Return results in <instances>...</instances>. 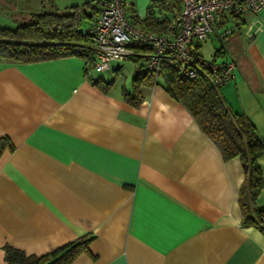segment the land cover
<instances>
[{"label": "crops", "instance_id": "crops-1", "mask_svg": "<svg viewBox=\"0 0 264 264\" xmlns=\"http://www.w3.org/2000/svg\"><path fill=\"white\" fill-rule=\"evenodd\" d=\"M2 1L0 27L8 29L34 13L95 4L49 0L19 22ZM241 21L229 56L234 77L219 93L264 139V11ZM131 62L127 85H118L122 62L96 75L116 77L107 93L77 58L0 62V138L13 147L0 157V264L6 246L42 256L87 234L89 252L71 264H264V234L242 222L239 158L224 161L161 85L144 79L143 102L126 103L122 91L143 70ZM258 164L264 175V157ZM256 206L264 209V187Z\"/></svg>", "mask_w": 264, "mask_h": 264}, {"label": "trees", "instance_id": "trees-1", "mask_svg": "<svg viewBox=\"0 0 264 264\" xmlns=\"http://www.w3.org/2000/svg\"><path fill=\"white\" fill-rule=\"evenodd\" d=\"M85 5L90 9L89 12L81 6L71 7L67 13L42 11L32 14L27 21L19 23L14 29L0 27V62L34 64L77 58L85 62L86 79L107 93L115 84L116 77L107 83L99 78L89 77L95 59L83 25H89L100 9L96 4L89 2ZM181 7V0H152L144 18H139L135 11H132L130 17L127 13V19L141 31L159 34L165 30L173 16L180 12ZM154 9L164 15L155 16ZM244 24L240 17L237 30ZM135 53L130 61H142L149 49L137 47ZM218 57L226 58L223 47L215 51L213 59ZM144 79L150 80L153 86L161 85L172 99L189 112L202 133L218 148L224 161L239 158L245 175L238 194L242 222L244 226L254 227L264 234V227L260 226L264 209L256 206L257 197L264 187V175L258 164V160L264 157V139L259 137L255 126L244 115L230 111L219 91L205 78L194 81L183 79L166 65L162 67L156 82L155 77L143 69L133 78L131 92L122 91L123 100L133 107H138L143 102L140 88ZM12 150L9 139L0 138V157L4 152ZM93 240L94 237L87 234L42 256H28L20 250L6 246L4 262L71 264L81 253L89 252V245Z\"/></svg>", "mask_w": 264, "mask_h": 264}, {"label": "built area", "instance_id": "built-area-1", "mask_svg": "<svg viewBox=\"0 0 264 264\" xmlns=\"http://www.w3.org/2000/svg\"><path fill=\"white\" fill-rule=\"evenodd\" d=\"M182 7L159 34L132 26L128 19V0H95L100 12L84 29L94 55L90 78L109 70L111 62L134 57L135 48L146 47L143 69L155 77L164 65L183 79L205 78L220 89L234 77L236 62L232 58L205 59L201 42L215 35L225 39L237 31L238 19L244 14L258 16L264 11V0H181ZM264 227V218L260 223Z\"/></svg>", "mask_w": 264, "mask_h": 264}, {"label": "rangeland", "instance_id": "rangeland-1", "mask_svg": "<svg viewBox=\"0 0 264 264\" xmlns=\"http://www.w3.org/2000/svg\"><path fill=\"white\" fill-rule=\"evenodd\" d=\"M70 1L71 0H58L56 1V3L60 6H66L67 4H71L72 1L71 2ZM151 1L152 0H128V3H130V5H133L135 9V13L138 12L144 15L146 13L147 8L150 7ZM2 2H3L4 7L10 8L14 6V9H15L14 15L17 16L16 17L17 19L19 18L18 20L20 22L23 20L24 17L27 16L28 18V15H29L28 12L30 11H37L41 9V7L47 10V6H48L47 3H49V0H21V1L20 0H3ZM154 13H155V16H158V17H161L164 15L158 9H154ZM233 35L225 39H222V40H219L215 35L210 36L207 40L201 42V46L199 48L201 55L205 59H209V60L213 59L215 51L223 47V49L227 51L226 58H229L233 50L237 49L236 44L234 43L236 34H233ZM217 60L221 61L223 60V57H218ZM132 63L133 62H131L130 60L124 61V63L122 62L123 72H122L120 80L118 79L119 80L118 85L125 83V82H126V85L130 83V79H131L130 75L133 70ZM143 64H144V61L142 60L141 61L142 68H143ZM113 66H116V64H113ZM111 76H112L111 73H105L103 75V77L107 79L110 78Z\"/></svg>", "mask_w": 264, "mask_h": 264}]
</instances>
